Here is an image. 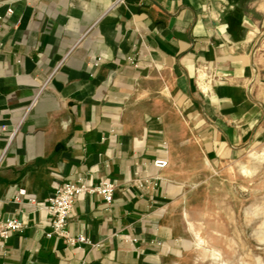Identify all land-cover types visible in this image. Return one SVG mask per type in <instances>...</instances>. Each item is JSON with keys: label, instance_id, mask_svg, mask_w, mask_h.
Returning a JSON list of instances; mask_svg holds the SVG:
<instances>
[{"label": "crops", "instance_id": "0c3cea01", "mask_svg": "<svg viewBox=\"0 0 264 264\" xmlns=\"http://www.w3.org/2000/svg\"><path fill=\"white\" fill-rule=\"evenodd\" d=\"M114 1L0 0V216L27 223L0 264H196L202 170L264 128V0ZM104 180L68 218L93 245L47 236L57 189Z\"/></svg>", "mask_w": 264, "mask_h": 264}, {"label": "rangeland", "instance_id": "374dc122", "mask_svg": "<svg viewBox=\"0 0 264 264\" xmlns=\"http://www.w3.org/2000/svg\"><path fill=\"white\" fill-rule=\"evenodd\" d=\"M198 182L189 217L196 264H264V128Z\"/></svg>", "mask_w": 264, "mask_h": 264}, {"label": "built area", "instance_id": "2783aa9c", "mask_svg": "<svg viewBox=\"0 0 264 264\" xmlns=\"http://www.w3.org/2000/svg\"><path fill=\"white\" fill-rule=\"evenodd\" d=\"M124 2L125 0H115L111 8ZM9 13H13V10L9 9ZM130 61L137 66L133 58H130ZM168 164L169 162L163 159L154 161V166L158 169H165L168 167ZM117 188L118 185L116 183L106 180L100 181L97 184L85 181L81 183H64L48 199L46 209L51 216L52 230L47 233V236L56 235L64 239L66 243L79 247L93 245V242L88 237L84 235L73 236L68 230V218L72 212L74 203L85 195L95 194L102 196L108 203H111ZM24 193V191H21V194ZM32 202L36 201L32 200ZM26 227L27 223L24 220L18 218L4 219L0 216V246L14 233L23 232Z\"/></svg>", "mask_w": 264, "mask_h": 264}, {"label": "bare ground", "instance_id": "6f19581e", "mask_svg": "<svg viewBox=\"0 0 264 264\" xmlns=\"http://www.w3.org/2000/svg\"><path fill=\"white\" fill-rule=\"evenodd\" d=\"M202 240V239H201ZM217 255H219V253H216ZM216 258L218 259V257L216 256Z\"/></svg>", "mask_w": 264, "mask_h": 264}]
</instances>
